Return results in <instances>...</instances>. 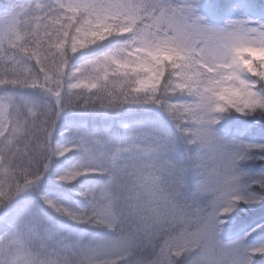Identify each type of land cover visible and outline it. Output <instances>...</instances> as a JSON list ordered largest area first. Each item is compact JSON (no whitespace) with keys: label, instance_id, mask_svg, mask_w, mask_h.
Returning <instances> with one entry per match:
<instances>
[{"label":"snow or ice","instance_id":"1","mask_svg":"<svg viewBox=\"0 0 264 264\" xmlns=\"http://www.w3.org/2000/svg\"><path fill=\"white\" fill-rule=\"evenodd\" d=\"M0 264H264V0L0 3Z\"/></svg>","mask_w":264,"mask_h":264},{"label":"trees","instance_id":"2","mask_svg":"<svg viewBox=\"0 0 264 264\" xmlns=\"http://www.w3.org/2000/svg\"><path fill=\"white\" fill-rule=\"evenodd\" d=\"M4 2H6V0H0V3H4Z\"/></svg>","mask_w":264,"mask_h":264}]
</instances>
